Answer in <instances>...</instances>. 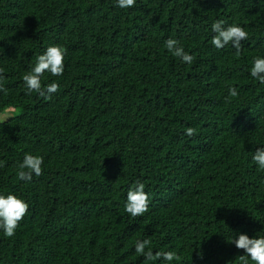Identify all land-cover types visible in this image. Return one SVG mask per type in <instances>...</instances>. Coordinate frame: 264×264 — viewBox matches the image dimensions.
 I'll use <instances>...</instances> for the list:
<instances>
[{"label":"trees","instance_id":"16d2710c","mask_svg":"<svg viewBox=\"0 0 264 264\" xmlns=\"http://www.w3.org/2000/svg\"><path fill=\"white\" fill-rule=\"evenodd\" d=\"M214 20L248 32L239 52L211 45ZM53 44L65 71L42 86L58 91L26 94L23 74ZM258 54L264 0H0V116L14 114L0 120V193L29 204L13 237L0 232V264H150L139 239L174 250L173 264H241L230 236L264 235V170L251 160L264 144ZM26 153L44 158L30 182L17 176ZM137 180L151 202L133 218Z\"/></svg>","mask_w":264,"mask_h":264},{"label":"clouds","instance_id":"9594fccd","mask_svg":"<svg viewBox=\"0 0 264 264\" xmlns=\"http://www.w3.org/2000/svg\"><path fill=\"white\" fill-rule=\"evenodd\" d=\"M135 4L136 0H115V7L120 9H129ZM211 32L214 35L210 43L218 50L231 45L239 52L242 48L241 42L249 38V34L243 26L237 23L226 24L223 20H214L211 24ZM164 47L173 57L179 58L182 63H193L194 56L185 51L179 40L169 38L165 41ZM66 55V50L59 44L49 45L42 54L38 55L35 65L22 77L26 94L36 92L50 99L52 94L58 91L59 84L52 82L42 86V77L46 72L53 77L62 76L65 71ZM249 75L255 82L264 86V54L253 57ZM3 79V76L0 75V93L6 94L7 89ZM228 95L236 97L238 89L229 87ZM187 134L192 135L193 130L188 129ZM251 160L259 170H264V144L252 151ZM43 163L42 156L26 153L23 161L19 164L18 179L30 182L33 176L39 177L42 174ZM145 188L146 185L137 180L127 190L124 211L133 218L142 216L148 211L151 201L150 194L145 191ZM28 209L29 204L22 197L14 193H0V232L5 237H13ZM230 239L237 249L244 250V254L241 255V264H264V235L257 234L250 238L246 233H233ZM135 252L150 264H157V262L158 264H173L174 261L179 260V256L174 250L154 251L149 239L137 240Z\"/></svg>","mask_w":264,"mask_h":264},{"label":"rangeland","instance_id":"374dc122","mask_svg":"<svg viewBox=\"0 0 264 264\" xmlns=\"http://www.w3.org/2000/svg\"><path fill=\"white\" fill-rule=\"evenodd\" d=\"M13 115H14V114H13L12 112L3 113V114H1V116H0V120H1L2 122H6L8 119L12 118Z\"/></svg>","mask_w":264,"mask_h":264}]
</instances>
